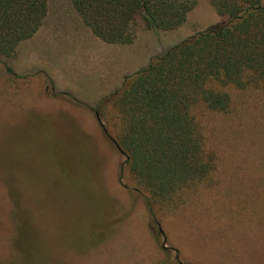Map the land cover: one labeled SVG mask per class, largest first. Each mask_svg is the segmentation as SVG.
Listing matches in <instances>:
<instances>
[{
    "label": "rangeland",
    "instance_id": "rangeland-1",
    "mask_svg": "<svg viewBox=\"0 0 264 264\" xmlns=\"http://www.w3.org/2000/svg\"><path fill=\"white\" fill-rule=\"evenodd\" d=\"M225 20L209 0H195L175 29L154 32L137 24L125 66L146 60L137 48H148L150 60ZM41 45L34 49L50 64L57 48L46 52ZM8 60L0 62V264H192L178 248L202 264L207 252L224 262L237 259L214 247L207 231L216 225L214 231L222 232L233 202L241 203V215L257 211L264 219L261 88L230 86L223 112L194 107L212 168L159 201L115 145L122 117L113 99L82 103L53 91L42 73L9 74ZM255 240L247 234L239 242L246 253L239 263L264 264Z\"/></svg>",
    "mask_w": 264,
    "mask_h": 264
},
{
    "label": "trees",
    "instance_id": "trees-1",
    "mask_svg": "<svg viewBox=\"0 0 264 264\" xmlns=\"http://www.w3.org/2000/svg\"><path fill=\"white\" fill-rule=\"evenodd\" d=\"M209 1L218 15L226 16L224 22L151 57L104 97L114 100L122 117L115 145L153 200L170 199L212 168L213 155L205 149L195 106L227 110L230 86L264 91V0ZM71 3L96 37L130 44L137 24L154 32L180 26L195 0ZM46 10L47 0H0V62L12 58L18 44L34 35ZM5 69L18 76L11 67Z\"/></svg>",
    "mask_w": 264,
    "mask_h": 264
},
{
    "label": "crops",
    "instance_id": "crops-1",
    "mask_svg": "<svg viewBox=\"0 0 264 264\" xmlns=\"http://www.w3.org/2000/svg\"><path fill=\"white\" fill-rule=\"evenodd\" d=\"M40 43L41 51L49 52L51 47L57 48L52 51L50 64L34 49ZM60 43V46L56 45ZM133 43L104 42L84 24L71 0H59L55 6L50 5L47 0L46 14L40 27L32 37L18 44L16 54L9 58L7 64L16 74L42 73L48 78L55 92L68 94L82 103L94 105L120 88L126 75L147 64L150 54L148 48L142 46L137 49L146 51V60L137 65L133 62L132 66H125L130 50H135ZM239 204L241 203L233 202L226 207L231 211L229 217L224 215L229 222L221 224L222 232L214 231L216 225L209 226L207 231L211 241L214 240V247L222 246L223 255L231 259L229 254L232 253L237 259L224 262L219 254L201 253L206 264L207 260L210 264H244L239 263L240 257L243 261L246 258L245 251L239 248V242H243L247 234H252L256 238L255 242L263 248L261 252L262 263L264 262L263 216H258L260 212L257 213L256 210L255 213L241 215L237 212L240 210ZM224 213L227 214V211ZM220 236L221 242L218 239ZM178 250L183 251L182 254L188 258L189 263L202 264L201 257L185 254L179 248Z\"/></svg>",
    "mask_w": 264,
    "mask_h": 264
}]
</instances>
